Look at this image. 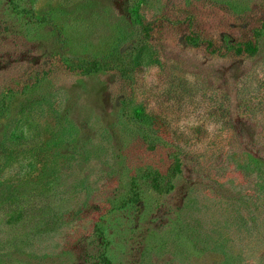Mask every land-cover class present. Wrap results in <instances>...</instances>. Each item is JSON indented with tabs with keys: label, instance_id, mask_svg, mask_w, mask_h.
<instances>
[{
	"label": "rangeland",
	"instance_id": "rangeland-1",
	"mask_svg": "<svg viewBox=\"0 0 264 264\" xmlns=\"http://www.w3.org/2000/svg\"><path fill=\"white\" fill-rule=\"evenodd\" d=\"M102 253L264 264V0H0V264Z\"/></svg>",
	"mask_w": 264,
	"mask_h": 264
},
{
	"label": "trees",
	"instance_id": "trees-1",
	"mask_svg": "<svg viewBox=\"0 0 264 264\" xmlns=\"http://www.w3.org/2000/svg\"><path fill=\"white\" fill-rule=\"evenodd\" d=\"M199 42H195V44H198ZM208 44H211V41L208 40ZM234 48L237 50V53H243L247 52V54L252 55L256 52L257 50V45L253 40H246V41H237V44H234ZM148 115V114H146ZM151 119H157V117L152 116ZM103 255V260L106 261L107 264L110 263V260L108 257L105 255V253H102Z\"/></svg>",
	"mask_w": 264,
	"mask_h": 264
}]
</instances>
